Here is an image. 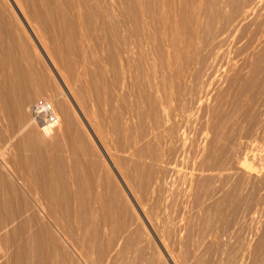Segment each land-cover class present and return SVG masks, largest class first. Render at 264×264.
Returning <instances> with one entry per match:
<instances>
[{
  "label": "rangeland",
  "instance_id": "rangeland-1",
  "mask_svg": "<svg viewBox=\"0 0 264 264\" xmlns=\"http://www.w3.org/2000/svg\"><path fill=\"white\" fill-rule=\"evenodd\" d=\"M15 3L0 264H264V0Z\"/></svg>",
  "mask_w": 264,
  "mask_h": 264
},
{
  "label": "built area",
  "instance_id": "built-area-1",
  "mask_svg": "<svg viewBox=\"0 0 264 264\" xmlns=\"http://www.w3.org/2000/svg\"><path fill=\"white\" fill-rule=\"evenodd\" d=\"M31 120L36 126L44 130H52L58 123V116L49 100L46 98H38L34 100L28 107Z\"/></svg>",
  "mask_w": 264,
  "mask_h": 264
},
{
  "label": "bare ground",
  "instance_id": "bare-ground-1",
  "mask_svg": "<svg viewBox=\"0 0 264 264\" xmlns=\"http://www.w3.org/2000/svg\"><path fill=\"white\" fill-rule=\"evenodd\" d=\"M16 1V0H15ZM15 1L13 0V2L15 3ZM17 3V2H16ZM15 3V5L17 6L18 4H16ZM18 7V6H17ZM19 9V8H18ZM23 18V17H22ZM28 27V26H27ZM30 27V26H29ZM49 58V57H48ZM47 58V59H48ZM49 60V59H48ZM49 61H51V62H53V60H49ZM54 63V62H53ZM51 64V63H50ZM55 64V63H54ZM54 69V68H53ZM0 70H1V68H0ZM9 71H10V69H9ZM2 73V72H1ZM58 76L60 77V74H58ZM1 77H2V75H1ZM62 78H64L63 77V75H62ZM60 79H61V77H60ZM65 79V78H64ZM62 80V79H61ZM66 80V79H65ZM63 81V80H62ZM62 94V96H65L63 93H61ZM73 95H74V92H73ZM72 95V96H73ZM65 98L68 100V102H69V105H71V102H70V100L65 96ZM72 99H73V97H71ZM65 99V100H66ZM74 100V99H73ZM27 101V100H26ZM52 104V103H51ZM58 107V106H57ZM75 110V109H74ZM80 110V109H79ZM83 113V112H82ZM77 114V113H76ZM76 114H75V116H76ZM83 115V114H82ZM78 117V116H77ZM30 119V118H29ZM85 120H87V119H85ZM87 122V121H86ZM89 124V123H88ZM53 130V129H52ZM44 131H46V130H44ZM47 131H51V130H47ZM36 132V131H35ZM4 134V133H3ZM64 148V147H63Z\"/></svg>",
  "mask_w": 264,
  "mask_h": 264
}]
</instances>
